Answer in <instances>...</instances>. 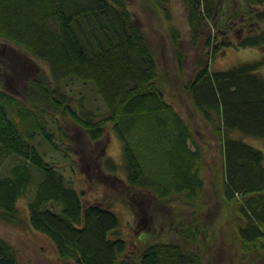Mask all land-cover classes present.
Returning a JSON list of instances; mask_svg holds the SVG:
<instances>
[{"label":"trees","instance_id":"1","mask_svg":"<svg viewBox=\"0 0 264 264\" xmlns=\"http://www.w3.org/2000/svg\"><path fill=\"white\" fill-rule=\"evenodd\" d=\"M184 3L191 43L198 45L214 22L217 0ZM160 9L169 19L165 4ZM242 11L245 20L234 42L216 45L207 39L209 57L197 61L182 89L215 139V179L223 202L237 215L238 248L247 260L264 254V155L243 140H264V74L259 73L264 55L227 70L213 72L209 66L221 46L264 49V0H242ZM233 16L237 19V11ZM170 36L179 70V35L171 30ZM13 48L26 54L22 62ZM163 75L127 0H0V221L27 225L51 243L63 263L202 264L197 250L174 242L150 245L136 258L126 256L116 212L85 202L39 150L42 142L60 150L51 124L58 136L61 122L80 130L90 144H98L111 125L121 143L127 190L148 191L160 204L176 200L199 207L205 181L198 132L165 98ZM73 80L92 85L103 114L82 104L79 111L73 107L61 87ZM104 166L116 172L110 159ZM20 201L27 220L21 218ZM0 264H18L2 238Z\"/></svg>","mask_w":264,"mask_h":264},{"label":"rangeland","instance_id":"2","mask_svg":"<svg viewBox=\"0 0 264 264\" xmlns=\"http://www.w3.org/2000/svg\"><path fill=\"white\" fill-rule=\"evenodd\" d=\"M127 2L130 11L149 38L158 66L165 74V83L162 86L165 98L190 124L194 133L198 132L205 181L201 205L192 209L179 205L176 200L160 204L148 191L127 190L123 183L126 176L122 164L121 143L111 125L106 127L98 144H90L80 130L61 122L62 134L65 133L67 137L63 139L62 134L57 135L56 126L51 124L50 128L55 133L54 141L60 150L54 151L42 142L40 152L63 175L69 186L82 194L85 202L109 205L116 212L120 221L117 235L127 244L126 256L136 258L150 245L174 242L188 250H197L202 264H250L253 261L252 264H264V254L260 252L250 255L247 260L241 255L235 234L237 215L231 205L223 202L219 182L215 179L219 169L215 139L199 121L182 89L196 72L197 61L207 58L209 54L210 49L204 45L207 39H212L216 45L234 42V32L239 29L241 20H245L242 0H217L214 22L207 25L198 45L191 43L184 0ZM162 4L169 11V19H166L160 9ZM236 11L237 19L233 16ZM171 30H176L179 35L178 48L183 57L179 70L170 36ZM13 53L21 57L20 62L24 60L22 56H26L23 50L17 48H13ZM263 55L264 49L261 48L236 49L221 46L209 59V66L213 72L227 70L241 63L258 60ZM36 64L41 70L48 72L44 63ZM259 73L264 74V68ZM61 87L72 98L73 107L77 111L78 104H82L86 110L93 111L96 115L104 113L103 104L92 85L73 80L63 82ZM243 140L264 155V140ZM107 159L116 165L115 173H110L105 168ZM18 207L21 218L27 220L24 201H20ZM182 231H188L189 239L193 241L184 239ZM0 238L12 247L18 264H72L60 261L51 243L25 224L13 227L0 221Z\"/></svg>","mask_w":264,"mask_h":264}]
</instances>
